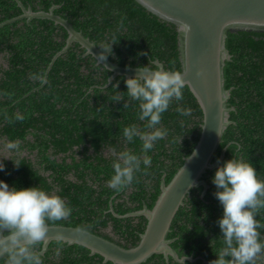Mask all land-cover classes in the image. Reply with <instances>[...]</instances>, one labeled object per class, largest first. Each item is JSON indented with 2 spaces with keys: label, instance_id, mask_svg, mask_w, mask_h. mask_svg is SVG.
I'll return each instance as SVG.
<instances>
[{
  "label": "trees",
  "instance_id": "trees-1",
  "mask_svg": "<svg viewBox=\"0 0 264 264\" xmlns=\"http://www.w3.org/2000/svg\"><path fill=\"white\" fill-rule=\"evenodd\" d=\"M19 1L34 12L58 6L55 14L67 19L99 49L107 38L115 37L117 43L108 59L122 67L153 68L156 66L151 61L155 60L165 70L181 72L175 26L161 21L135 0ZM20 15L16 0H0V24ZM67 37L63 27L42 19L19 20L0 28V55L6 62V67L0 63V139L16 145L11 159L0 158L5 165L0 180L17 188L39 186L61 196L72 214L49 225L81 228L131 248L138 245L146 219L132 224L130 217L118 219L109 209L112 206L117 215H126L144 206L153 208L162 180L166 184L171 181L198 143L202 110L185 86L180 106L190 107L191 115L181 116L173 101L160 125L168 135L148 153L151 166L142 165L134 181L120 191L111 189L107 181L113 174L112 160L103 158L102 147L114 145L124 127L136 123L142 127L145 122L138 120V102L126 95L125 78L118 76L107 85L111 72L96 65L93 57L84 56L85 50L77 43L48 70ZM226 47L232 56L224 75L225 88L231 90L228 105L234 109L230 112L233 124L227 128L214 160L227 147L223 162L233 156L248 160L258 178L264 180V33H229ZM127 149L138 155L141 141L127 143ZM215 171L203 177L210 186L203 197L202 187L191 190L167 236L180 257L201 258L185 264H203L204 259L210 264L222 246L218 219L223 210L211 183ZM127 192L131 193L125 197ZM256 218L264 224V209ZM109 221L121 236L119 240L102 231ZM88 253L78 245L52 242L42 261L102 264V257ZM6 260L7 254L0 258V264ZM143 264L178 263L153 255ZM256 264H264V256Z\"/></svg>",
  "mask_w": 264,
  "mask_h": 264
},
{
  "label": "water",
  "instance_id": "water-1",
  "mask_svg": "<svg viewBox=\"0 0 264 264\" xmlns=\"http://www.w3.org/2000/svg\"><path fill=\"white\" fill-rule=\"evenodd\" d=\"M16 1L22 10V15L0 24V28L19 20L30 22L33 19H42L52 21L67 32L66 45L55 55L48 70L53 62L66 53L74 43L85 50V56H91L96 61L100 49L94 41L75 30L67 19L55 14L58 6L51 7L47 12H34L31 7L26 8L19 0ZM135 1L161 21L174 25L177 31L179 61L181 73L184 74L182 79L203 114L202 132L194 148L196 155L191 159L185 158L184 164L168 184L162 180L160 195L151 210L144 206L142 210L125 216H119L112 211L117 218L143 216L147 220L146 229L140 234L138 245L124 248L81 228L49 225L46 234L48 239L41 242V255L47 251L52 242H62L69 246L84 247L92 255L102 257L105 263L143 264L153 255H162L167 263L171 258L180 264L183 257L171 247L173 240L167 238L172 222L192 189L202 187L201 197L205 195L210 186L203 179L204 175L208 171L217 169L224 160L227 147L221 151L217 160H214V157L223 142L227 128L233 124L230 120V112L234 109L228 105L231 90L225 88L224 69L226 62L232 59L226 41L229 33H264V0ZM184 25L188 26V30H185ZM96 64L111 72L107 85L118 76L126 80L141 75V68L122 67L108 58ZM159 65L163 66L160 62ZM191 185L195 186L190 188ZM57 234H61L63 239L57 241L55 239ZM5 254L7 253L0 252V258ZM199 259L201 258L188 257L184 264L194 263ZM203 263L209 264L206 260H203Z\"/></svg>",
  "mask_w": 264,
  "mask_h": 264
},
{
  "label": "clouds",
  "instance_id": "clouds-1",
  "mask_svg": "<svg viewBox=\"0 0 264 264\" xmlns=\"http://www.w3.org/2000/svg\"><path fill=\"white\" fill-rule=\"evenodd\" d=\"M183 27L188 30L187 25ZM115 43V37L107 38L102 43L96 57L98 64L112 54V45ZM151 63L157 66L141 68V75L124 81L127 97L138 102V120L145 123L142 127L128 125L122 132L126 144L135 139L141 141L139 155L129 149L120 152L111 147L107 149L111 157L115 156L112 158L113 174L107 184L116 191L130 185L142 165L145 168L151 166L152 159L148 153L157 141L168 135V130L160 125L162 115L169 110L173 101L177 103L175 110L181 116L191 115L190 107L180 106L184 100V74L165 70L158 61L153 60ZM112 99L119 100L121 97L113 96ZM15 148V144L9 145L10 150ZM195 155L193 150L186 159ZM14 164L17 167L20 165ZM4 171L5 165L0 160V172ZM211 183L216 188L214 196L223 214L218 219L222 246L210 264H256L257 259L264 256L261 231L264 230V224L256 218L259 211L264 209V180L258 178L248 160L233 156L216 169ZM72 211L61 196L39 186L17 188L0 180V252L7 253L4 264H43L36 246L48 239L49 222L67 219ZM55 239L60 241L63 236L57 234ZM56 255H59V249ZM186 259L188 257L183 255L180 264H184Z\"/></svg>",
  "mask_w": 264,
  "mask_h": 264
},
{
  "label": "flooded vegetation",
  "instance_id": "flooded-vegetation-1",
  "mask_svg": "<svg viewBox=\"0 0 264 264\" xmlns=\"http://www.w3.org/2000/svg\"><path fill=\"white\" fill-rule=\"evenodd\" d=\"M84 56H85V54H84ZM0 63L6 67V62L3 60V55H0ZM96 65H97V64H96ZM136 124H137V123H136ZM137 125H138V124H137ZM202 125H203V120H202L201 127H202ZM0 143H1L2 146L5 145V146H7L8 149H9V145H10V144L7 142L6 138L0 139ZM109 147L115 149L116 152H120V151H123V150L127 149V144L125 143V141H124L122 135H120V137L115 141L114 145H112V146H110V145H104V146L102 147L101 154H102L103 158H106V159H108V160H109V159L112 160V158L114 159L115 156L111 157L110 152L107 150ZM139 154H140V153H138V155H139ZM11 156H12V150H10V149H9V153H8L7 155H6V154H3V153H0V158L8 157V158H4V159H6V160H9V159L11 158ZM130 193H131V192H127V193H125L127 196H125V195H124V196H125V197H128ZM127 199H128V198H127ZM131 206H134V205H131ZM112 211L114 212V210H113V208H112V206H111V208L109 209V212L112 213ZM139 211H140V210H139ZM135 212H138V210H137V211L130 212V213H128V214H132V213H135ZM114 213H115V212H114ZM112 214H113V213H112ZM115 214H116V213H115ZM128 214H126V215H128ZM119 216H125V215H119ZM129 217H130V219H132V221H131L132 224H139V222H140V218H142L143 216H129ZM129 217H126V218H129ZM116 218H117V217H116ZM126 218H118V219H126ZM143 218H144V217H143ZM146 222H147V220H146ZM102 231H103L104 233H106V234H107L110 238H112L113 240H119V239L121 238V236H120L119 234H117V233L114 232L112 221H109L108 224H107V227H106L105 229H103ZM37 250H39L40 253H41V251H42V246H41V249L37 248ZM48 250H49V248H48L47 251H46L43 255H41V256H44V255L48 252ZM88 251H89V250H88ZM88 255H89L90 257H94V256H95V255H92L90 251H89ZM197 258H200V257H197ZM102 259H103V258H102ZM199 260H200V259H199ZM204 260H205V259H204ZM197 261H198V260H197ZM206 261H207V260H206ZM207 262H208V261H207ZM101 263H102V264H106V263L104 262V260H102ZM168 263H169V262H168ZM203 264H204V263H203Z\"/></svg>",
  "mask_w": 264,
  "mask_h": 264
},
{
  "label": "rangeland",
  "instance_id": "rangeland-1",
  "mask_svg": "<svg viewBox=\"0 0 264 264\" xmlns=\"http://www.w3.org/2000/svg\"><path fill=\"white\" fill-rule=\"evenodd\" d=\"M0 153H3V154H8L9 153V149L7 146H2L1 143H0Z\"/></svg>",
  "mask_w": 264,
  "mask_h": 264
}]
</instances>
